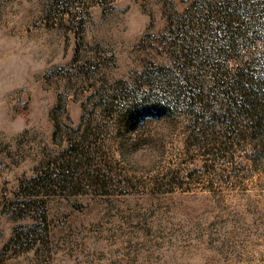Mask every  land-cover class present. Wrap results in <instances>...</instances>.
I'll use <instances>...</instances> for the list:
<instances>
[{
	"label": "rangeland",
	"instance_id": "1",
	"mask_svg": "<svg viewBox=\"0 0 264 264\" xmlns=\"http://www.w3.org/2000/svg\"><path fill=\"white\" fill-rule=\"evenodd\" d=\"M0 264H264V0H0Z\"/></svg>",
	"mask_w": 264,
	"mask_h": 264
}]
</instances>
